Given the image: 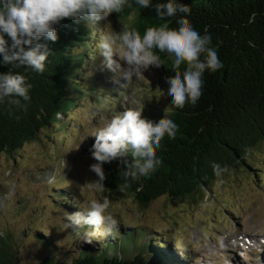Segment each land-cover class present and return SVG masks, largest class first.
<instances>
[{
	"label": "trees",
	"instance_id": "trees-1",
	"mask_svg": "<svg viewBox=\"0 0 264 264\" xmlns=\"http://www.w3.org/2000/svg\"><path fill=\"white\" fill-rule=\"evenodd\" d=\"M177 3L188 9L187 22L198 32L211 34L224 67L216 72L205 71L202 95L195 105L186 101L183 108L170 104L166 110L152 112V121H159L164 114L179 126L174 138L166 135L159 141L155 151L162 164L154 173L126 182L120 171L124 167L122 158L104 163L108 188L131 195L141 207L161 196L203 200L216 177L240 167L256 170L251 156L264 143V0H177ZM116 14L132 15L133 28L141 35L147 27L164 23L176 27L175 18L161 20L154 10L140 9L134 0H127L123 11ZM56 29V41H41L50 50L43 73L24 66L15 69L0 66V71L23 73L32 84L31 98L22 101L23 106L7 101L0 105V154L12 157L26 144L39 140L43 130L59 128L60 116L67 115L76 103L77 89L85 85L86 80L81 83V67L90 55L87 47L91 27L84 19L74 22L65 18ZM157 54L163 63L165 81L172 71L182 72L187 66L182 62L173 68L166 53L157 50ZM246 147L252 151L246 152ZM213 162L227 169L217 175ZM143 234L141 228L130 231L117 228L108 240L93 237L92 242L76 241L75 252L62 258L51 249L54 242L50 235L37 232L34 238L49 249L38 264H148L145 253L153 255L156 264L159 263L162 260L159 251L166 244L160 241L158 247L148 242L138 244ZM131 244L137 251L133 261L127 257ZM109 249L113 250L111 255ZM0 264L22 263L16 254L6 256L0 247Z\"/></svg>",
	"mask_w": 264,
	"mask_h": 264
},
{
	"label": "rangeland",
	"instance_id": "rangeland-1",
	"mask_svg": "<svg viewBox=\"0 0 264 264\" xmlns=\"http://www.w3.org/2000/svg\"><path fill=\"white\" fill-rule=\"evenodd\" d=\"M108 24L116 32L131 30L133 17L113 12L95 25L88 22L92 29L87 47L90 55L81 67V83L86 80L85 85L77 89L76 103L67 115L60 116L62 125L43 130L39 140L26 144L12 157L0 154L3 253L16 254L22 264H38L49 252L34 238L40 232L50 235L54 242L51 249L62 258L73 254L76 241H85L64 229L63 213L78 211L83 202L107 196L112 202L109 213L117 218L118 228H141L144 234L138 244L148 242L158 247L157 242H164L159 253L168 264H258L259 256H252L242 241L241 250L235 252L216 243L235 233L246 237V232L255 237L254 242L259 240L258 244L264 240V143L251 156L256 170L240 167L216 177L200 201L161 196L141 207L131 195L111 191L105 181L102 193L88 186V181L97 179L89 165L94 163L90 146L95 137L91 134L98 126L128 108L140 109L143 117L153 120L152 112L166 110L171 104L165 93L162 65L149 66L145 77L124 87L127 81L122 77L117 80L114 73L102 67L103 58L95 45L99 31ZM114 231L100 229L94 238L108 240ZM254 248L264 252V246ZM112 251L109 249L108 255ZM136 253V246L131 244L128 259L133 261ZM145 258L148 264H156L153 255L145 253ZM260 260L264 264L261 256ZM161 261L157 264L165 263Z\"/></svg>",
	"mask_w": 264,
	"mask_h": 264
},
{
	"label": "clouds",
	"instance_id": "clouds-1",
	"mask_svg": "<svg viewBox=\"0 0 264 264\" xmlns=\"http://www.w3.org/2000/svg\"><path fill=\"white\" fill-rule=\"evenodd\" d=\"M134 3L140 9L154 10L161 20L175 18L176 27L164 23L147 27L141 35L135 28L116 32L109 29L108 24L99 31L95 45L103 58L102 67L114 73L117 80L122 77L127 81L124 87L144 76L149 66L163 65L157 50L166 53L173 68L182 62L187 65L182 72L172 71L166 79V96L178 108H183L186 101L195 105L202 95L205 71L216 72L224 67L211 34H202L187 22L188 9L177 0H134ZM126 4L127 0H0V66L10 65L14 69L24 66L43 73L50 50L41 41H56V26L62 20L84 19L95 25L113 12L121 13ZM31 88L23 73L0 71V105L7 101L23 106L21 102L31 98ZM178 127L164 114L154 122L143 117L142 110L136 108L113 115L91 134L95 141L90 153L95 162L89 168L97 179L88 181V186L102 193L106 179L103 165L117 158L123 159L124 167L120 171L126 182L151 175L162 164L155 151L159 141L166 135L174 138ZM245 151L250 153L252 149L246 147ZM212 166L217 175L227 169L215 162ZM111 203L107 196H102L83 202L78 211L64 212V229H70L87 242H92L100 229L112 233L119 224L109 213Z\"/></svg>",
	"mask_w": 264,
	"mask_h": 264
},
{
	"label": "bare ground",
	"instance_id": "bare-ground-1",
	"mask_svg": "<svg viewBox=\"0 0 264 264\" xmlns=\"http://www.w3.org/2000/svg\"><path fill=\"white\" fill-rule=\"evenodd\" d=\"M241 236V234L240 233H235L232 237H225V238H222L221 237V240H220V242H218V243H216L217 245H219L220 243H222V245H224L225 246V249L224 250H226V249H231V251L232 252H235V251H238L239 249L241 250V242L240 241H242L243 242V244L246 246V248H248V250H249V252H250V254L252 255V256H256V257H258L259 256V263L258 264H260L261 263V260H260V256H261V258L263 259V262H264V252H261V251H257V250H255V248L254 247H256V246H258V247H261V246H264V240H260V244H258L259 243V240H258V243H256V242H254V241H256V239H255V237L253 236V235H251V234H249V233H247L246 232V237H244L243 235V237H240ZM257 236V235H256ZM237 237H238V239H237ZM249 237V238H248ZM231 239V241H229L228 239ZM236 239V240H235ZM242 239V240H241ZM264 239V238H263ZM228 240V241H227ZM248 241H251V243L249 244V243H245V242H248ZM215 244V245H216ZM241 244V245H240ZM214 245V246H215ZM216 245V246H217ZM228 246H230V247H228ZM254 252V253H253ZM259 254H261V255H259ZM235 262H233V264H234ZM236 264H238V263H236Z\"/></svg>",
	"mask_w": 264,
	"mask_h": 264
}]
</instances>
